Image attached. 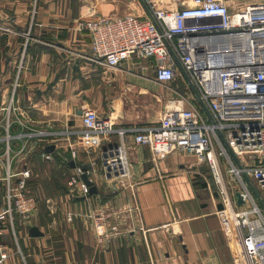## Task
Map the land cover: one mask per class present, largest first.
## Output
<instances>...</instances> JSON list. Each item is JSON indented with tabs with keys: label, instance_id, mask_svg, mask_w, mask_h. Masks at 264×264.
<instances>
[{
	"label": "crops",
	"instance_id": "obj_1",
	"mask_svg": "<svg viewBox=\"0 0 264 264\" xmlns=\"http://www.w3.org/2000/svg\"><path fill=\"white\" fill-rule=\"evenodd\" d=\"M87 11L73 10L70 0H0V167L9 158L12 167L30 169L29 181L31 166L43 168L57 156L68 162L69 171L72 161L94 170L97 190L86 198L73 197L66 183L63 194L46 199L53 210L46 202V214L39 211L25 231V222L16 219L15 236L4 229L0 242L16 237L22 264H39L42 258L44 264H239L237 243L217 215V187L210 177L215 196L196 158L174 151L156 159L148 146L134 143V129L158 122L174 94L169 86L176 82H156L150 59L121 69L95 62L87 33L75 28ZM143 13L139 6L132 14ZM88 108L112 120L115 129H129L124 135L129 176L101 174L105 150L120 140L115 132L104 136L86 129L81 115ZM51 144L54 149L47 151ZM43 152L51 158L44 159ZM229 187L230 193L240 188L236 183ZM98 214L103 219L95 222ZM32 225L43 236L29 237ZM63 228L68 236L58 238ZM64 240L69 250L59 257ZM88 245L95 252L75 255V247ZM10 249L3 264H21Z\"/></svg>",
	"mask_w": 264,
	"mask_h": 264
},
{
	"label": "built area",
	"instance_id": "obj_2",
	"mask_svg": "<svg viewBox=\"0 0 264 264\" xmlns=\"http://www.w3.org/2000/svg\"><path fill=\"white\" fill-rule=\"evenodd\" d=\"M139 1L144 10L141 17L84 15L75 28L87 33L93 60L104 68L121 69L150 59L156 82L177 81L175 87L169 86L174 96L167 100L158 122L134 129V143L148 146L156 159L186 152L207 165L220 200L217 215L225 233L237 243L239 264H264V210L250 189L255 185V191H261L264 207V0ZM81 120L96 135L115 132L119 136L120 144L104 152L101 174L129 176L124 147L129 129H115L112 120L89 108L82 111ZM41 156L51 158L48 152ZM222 157L229 163L225 171L237 177L240 188L235 193L240 192L241 204L225 183ZM93 172L75 163L67 178L68 193L86 198L88 186L81 175L86 173L93 182ZM30 176L29 168L12 167L9 158L0 167V235L7 229L15 236L16 219L28 223L38 214V199L28 186ZM46 202L53 210L52 202ZM72 216L68 212L66 219ZM93 219L99 222L103 215ZM11 253L7 242H0V264Z\"/></svg>",
	"mask_w": 264,
	"mask_h": 264
},
{
	"label": "rangeland",
	"instance_id": "obj_3",
	"mask_svg": "<svg viewBox=\"0 0 264 264\" xmlns=\"http://www.w3.org/2000/svg\"><path fill=\"white\" fill-rule=\"evenodd\" d=\"M70 3L72 5V9L75 11L76 10H84V8H87L88 9L87 12H82L83 16L86 15V13H88V12H92V14H94L96 16L104 14V15H109L110 17H118V16H123L127 13H136V10L138 9L139 6L141 8H143V5L139 0H70ZM137 16H139V15H137ZM139 17H141V16H139ZM176 84H177V81H176V83H173L171 86L175 87ZM129 92H126V93L129 96L133 97L134 95L131 94L132 91H129ZM179 92H182V91H179ZM173 95L171 94L170 97H172ZM168 98H166V99H168ZM158 116L159 115H155L154 118L157 119ZM193 159H195V158L193 157ZM32 160H35V157H33ZM219 160L221 163V169H222V171H224L229 166L226 164H229V163L227 162L225 157L219 158ZM52 161H54V163H52ZM35 162H36V160L34 161V163ZM200 164H202V166ZM198 165H199L200 170H202L201 173L204 174L207 178V181L210 182L211 189H212L214 195L216 196L217 194L214 192V189H213L214 186L212 185L211 178H210L211 175H210L209 169L207 168V165H205L204 163H198ZM31 167H32L33 171H32V178L30 181L31 182L30 183V190L35 195L38 196L41 203L45 207L46 199L48 197H51L52 193H53L51 191L50 187L46 186L48 184V182L50 183L52 179H56V181H58V183L64 187L62 193H61V190H59V192H55L54 195H57L59 193L63 194L65 192L67 177L69 174L68 166L66 165V163L63 160H61L57 156H55L53 158V160L48 161V163H44L43 168H40V167L36 168L35 165H34V167L33 166H31ZM225 172L226 173H224V180H225L227 187L237 183L236 182L237 177L235 175L228 174L227 171H225ZM248 184L250 186L251 182L250 183L248 182ZM253 187H254V190H256L255 185ZM229 189H230V187H229ZM250 189L252 190L251 186H250ZM257 193L260 194L261 191L258 189ZM254 198H255V195H254ZM255 200L257 201L256 198H255ZM250 205H251V203H250ZM259 205L264 210V207L260 204V202H259ZM242 206L247 207L248 204L244 203ZM35 221H36L35 219L34 220L31 219L28 223H24L22 225L23 230L25 231V227H27V225L30 223L31 224L34 223ZM65 230L66 229L63 228L62 233L59 234L60 236L58 238H60L63 233L64 234L66 233L65 237L68 236L67 231H65ZM56 237L57 236H55L54 238H56ZM53 242H54V244H59V241L54 240ZM60 244H62V246H63L62 248H64L65 244H66V240H64L63 243L60 242ZM8 245L12 248L13 251L16 252V254H18L17 256L20 255L18 245H16V243L14 241V237L12 236V234L8 238ZM62 248L60 247L59 257L64 255V251L68 252V250H69V248H66V247L63 250H62ZM79 248H82V247L79 246V247H75L76 250L73 249L76 256H83V255H86L87 253L95 252L94 251L95 248L93 246L88 245V248H86V247H83L82 249H79ZM61 250L63 251V253ZM18 259H19V262L22 264L20 256L18 257ZM44 263H47L46 258H44V259L42 258L41 260H39V264H44Z\"/></svg>",
	"mask_w": 264,
	"mask_h": 264
},
{
	"label": "water",
	"instance_id": "obj_4",
	"mask_svg": "<svg viewBox=\"0 0 264 264\" xmlns=\"http://www.w3.org/2000/svg\"><path fill=\"white\" fill-rule=\"evenodd\" d=\"M192 89H193V92H194V94L196 95V97H197V99H198V101H199V103H200L202 109H203L207 114H209L208 109H207V107L205 106V104L203 103V101L200 99V97H199V95H198V92H197L193 87H192ZM53 149H54V145H52V144H51V145H48V146L46 147V150H47V151H52ZM235 161L237 162L236 158H235ZM70 166H71V167H74V163H73V161L70 163ZM81 178H82V180L84 181V183L88 186V193H89V194H94V193H96V191H97V190H96V186L94 185V183H93L92 181H90V180L88 179L86 173H82ZM246 180H248L247 177H246ZM252 191L254 192V194H255L256 198L258 199V201L260 202V204L263 205V201H262L261 197L259 196V194L257 193V191H255L254 188H252ZM235 196H236L237 203H238V204H241V203H242V198H241V194H240V192H236V193H235ZM43 234H44V233H43V232L38 228V226H36V225H32V226L29 227V229H28V236H29V237H32V238H34V237H41V236H43Z\"/></svg>",
	"mask_w": 264,
	"mask_h": 264
},
{
	"label": "trees",
	"instance_id": "obj_5",
	"mask_svg": "<svg viewBox=\"0 0 264 264\" xmlns=\"http://www.w3.org/2000/svg\"><path fill=\"white\" fill-rule=\"evenodd\" d=\"M33 159V158H32ZM66 165L68 166V162L66 163ZM40 168H42V165L39 166ZM68 169H69V166H68ZM70 173V171H69ZM69 175V174H68ZM68 178V177H67ZM50 180V179H49ZM31 179L28 181V186H29V189H30V182ZM48 187H50L51 191L53 192L52 195H54L55 192H59V190H61V193L63 192V189L64 187L61 186L58 181H56V179H52L51 182L46 185ZM66 190V189H65ZM31 191V190H30ZM60 194V193H59ZM38 203H39V211L42 212V214H46V207L43 206V204L41 203L40 199H38ZM46 208V209H45ZM39 213V212H38ZM42 216H45V215H42ZM47 221L46 219L42 220L41 219V223L42 224H45Z\"/></svg>",
	"mask_w": 264,
	"mask_h": 264
}]
</instances>
